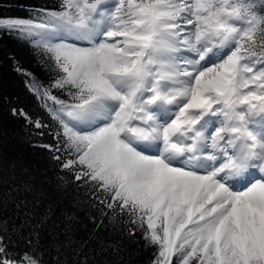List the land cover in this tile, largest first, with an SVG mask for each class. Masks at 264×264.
Instances as JSON below:
<instances>
[{"label":"snow or ice","instance_id":"snow-or-ice-1","mask_svg":"<svg viewBox=\"0 0 264 264\" xmlns=\"http://www.w3.org/2000/svg\"><path fill=\"white\" fill-rule=\"evenodd\" d=\"M18 6L0 41L50 84L5 53L47 119L11 112L53 191L0 159V264H128L140 240L150 264H264V0Z\"/></svg>","mask_w":264,"mask_h":264},{"label":"trees","instance_id":"trees-1","mask_svg":"<svg viewBox=\"0 0 264 264\" xmlns=\"http://www.w3.org/2000/svg\"><path fill=\"white\" fill-rule=\"evenodd\" d=\"M55 0H0V16L2 17H25L26 11L18 4H33L51 6ZM5 53L14 56L22 66L34 73L38 78L34 87L39 88L41 82L50 84L49 73L43 71L38 65V57L33 55L32 50L25 44L4 37L0 41V159L7 164L15 163L17 172L21 167L32 170L35 183L52 193V186L47 179L52 177L54 169L47 160V153L40 148H33L27 142L28 127L22 118L13 116V108L23 109L36 118L47 119L46 111L42 102L37 99L26 85V78L13 71L11 61L5 57ZM54 94L60 95L53 90ZM35 143H51L50 137L36 138ZM67 197L54 194V201L61 207L67 209L69 201L73 198V190L68 189ZM8 214L15 221V214L11 209ZM22 218V217H21ZM84 233L81 232V235ZM42 239H44L42 237ZM46 242V241H45ZM22 246V245H21ZM151 252L143 247V241L126 245L125 260L128 264H150Z\"/></svg>","mask_w":264,"mask_h":264}]
</instances>
